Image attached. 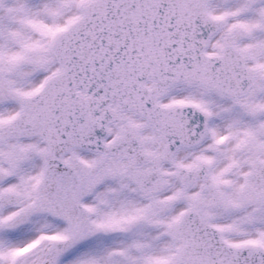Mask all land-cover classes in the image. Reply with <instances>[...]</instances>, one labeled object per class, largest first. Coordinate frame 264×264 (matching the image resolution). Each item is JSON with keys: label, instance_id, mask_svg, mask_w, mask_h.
Wrapping results in <instances>:
<instances>
[{"label": "snow or ice", "instance_id": "obj_1", "mask_svg": "<svg viewBox=\"0 0 264 264\" xmlns=\"http://www.w3.org/2000/svg\"><path fill=\"white\" fill-rule=\"evenodd\" d=\"M0 264H264V0H0Z\"/></svg>", "mask_w": 264, "mask_h": 264}]
</instances>
